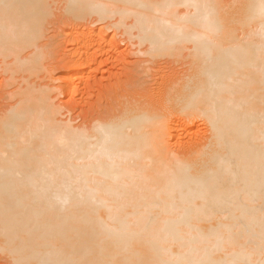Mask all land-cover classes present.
I'll return each mask as SVG.
<instances>
[{
  "label": "bare ground",
  "instance_id": "6f19581e",
  "mask_svg": "<svg viewBox=\"0 0 264 264\" xmlns=\"http://www.w3.org/2000/svg\"><path fill=\"white\" fill-rule=\"evenodd\" d=\"M49 1L0 0L1 59L42 35ZM63 1L116 19L152 58L187 53L189 69L80 126L22 94L0 117V251L16 264H264V0ZM198 121L209 135L181 146Z\"/></svg>",
  "mask_w": 264,
  "mask_h": 264
},
{
  "label": "rangeland",
  "instance_id": "374dc122",
  "mask_svg": "<svg viewBox=\"0 0 264 264\" xmlns=\"http://www.w3.org/2000/svg\"><path fill=\"white\" fill-rule=\"evenodd\" d=\"M49 4L50 10L48 8L46 14L48 16L43 22L44 25L42 24L43 33L40 31L39 34L42 35L32 44L35 46L28 45L30 48L27 46L26 51L19 53L17 58L16 55L6 60L0 57V117L18 103L22 94L32 91L42 96L48 105H56L59 112L57 119L60 122L68 121L67 123H73L74 126L84 125L91 123L93 119L117 112L121 104L135 103L136 100H155L158 97L159 84L172 76H182L189 69L190 59H187V53L179 59L161 56L152 58L146 55L147 46L139 47L137 39L132 41L130 35L125 33L126 28L118 29L114 25L116 19L104 22L94 15H80L79 19L69 11L63 0H50ZM72 29L77 30L78 34L75 31L76 34L68 37ZM102 33L103 39L100 36ZM91 35L98 43L96 45L94 42L87 50L82 45ZM78 44L83 51L77 47ZM100 45L106 48L101 49ZM118 47L120 50H117ZM78 51L83 53L85 61H92L89 69L76 68ZM75 72L82 78L74 84L75 93L61 95L62 85H66L70 75ZM190 128L193 130L185 131L186 134L181 131V146L189 142L192 136L204 138L209 135L203 121L196 122ZM174 140L171 143H175ZM0 264L16 263L0 251Z\"/></svg>",
  "mask_w": 264,
  "mask_h": 264
}]
</instances>
